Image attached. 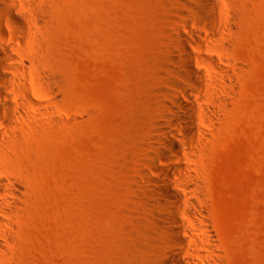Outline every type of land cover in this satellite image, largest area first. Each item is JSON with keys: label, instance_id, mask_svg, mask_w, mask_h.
<instances>
[{"label": "rangeland", "instance_id": "rangeland-1", "mask_svg": "<svg viewBox=\"0 0 264 264\" xmlns=\"http://www.w3.org/2000/svg\"><path fill=\"white\" fill-rule=\"evenodd\" d=\"M56 8L34 37L43 68L58 77L53 89L40 84L51 119L23 130L26 157L11 171L23 185L14 264H150L162 244L135 249L150 231L135 179L168 103L163 92L173 91L171 34L185 7L59 0ZM229 38L218 53L192 50L200 73L237 74L222 95L219 131L196 153L214 243L207 255L213 264H264V0H244Z\"/></svg>", "mask_w": 264, "mask_h": 264}, {"label": "bare ground", "instance_id": "bare-ground-1", "mask_svg": "<svg viewBox=\"0 0 264 264\" xmlns=\"http://www.w3.org/2000/svg\"><path fill=\"white\" fill-rule=\"evenodd\" d=\"M54 1L59 0H0V264L15 261L14 220L23 185L12 172L26 157L23 130L38 119H51L52 105L38 102L40 84L53 89L58 77L43 68L34 37L50 25L57 9ZM181 5L185 11L178 13L171 34L173 74L166 78L173 91L163 92L169 104L159 110L150 138L153 147L135 179V202L148 212L150 227L146 243L135 249H149L150 240L158 239L162 245L150 264H213L207 255L214 246L207 193L196 153H202L219 131L218 120L229 104L222 95L235 88L237 74L200 73L193 49H224L244 0H181ZM210 63L218 66L215 59Z\"/></svg>", "mask_w": 264, "mask_h": 264}]
</instances>
